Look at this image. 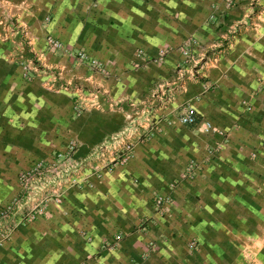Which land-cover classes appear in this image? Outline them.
<instances>
[{"label": "crops", "instance_id": "0c3cea01", "mask_svg": "<svg viewBox=\"0 0 264 264\" xmlns=\"http://www.w3.org/2000/svg\"><path fill=\"white\" fill-rule=\"evenodd\" d=\"M9 12L36 38L40 74L9 58L23 62L30 52L23 39L2 37ZM45 33L106 74L40 54ZM189 38L218 58L179 86L176 49ZM156 82L165 90L149 91ZM163 92L171 93L167 104ZM186 102L211 130L176 122ZM148 107L158 128L132 158L89 175L90 185L69 190L59 210L49 205V226L13 230L0 264H246L248 251L264 264L263 201L241 177L264 164V0H0V202L14 195L18 172L70 141L83 156Z\"/></svg>", "mask_w": 264, "mask_h": 264}, {"label": "built area", "instance_id": "2783aa9c", "mask_svg": "<svg viewBox=\"0 0 264 264\" xmlns=\"http://www.w3.org/2000/svg\"><path fill=\"white\" fill-rule=\"evenodd\" d=\"M228 5L227 3L226 6ZM44 49L45 53L49 55L56 53L66 55L76 61L78 65H83L92 72L101 75L107 72L99 62L88 58L86 53L80 50L71 52V48L49 33L45 34ZM176 50L180 61L175 65L174 79L179 83V86H182L185 81L196 80L200 67L214 63L218 58L217 54L208 56L209 54L207 55L201 50L191 38L184 40ZM32 54L34 58L32 64L27 61L21 62V68L25 72L33 71L35 73L37 69L35 61L41 62L36 52L32 51ZM166 57L167 52L160 50L155 62L161 63ZM164 90L165 85L156 82L152 84L149 91L159 93ZM159 96L161 97L159 101L163 104H167L172 98L171 93L167 92H163ZM177 114L175 120L182 126L196 127L201 132H208L212 129L210 123L199 119L196 111L187 102L181 105ZM154 115L152 107L145 108L137 115V119L129 118L118 133L107 136L99 145L89 149L83 156L75 155L77 143L70 141L65 147L53 153L50 159L38 160L30 168L19 173V193L15 201L0 209V223H2V225L0 224V242L6 240L16 228L46 214L49 205L60 207L65 202L69 190H80L89 186V175L101 176L102 172H111L114 165L125 164L134 155L136 146L148 140L150 137L148 134L158 128L157 121L159 119L153 117ZM216 151L217 148L211 147L208 155L212 156ZM192 171H186V175H191ZM155 202L163 205L167 203V199L158 197ZM186 248L188 251H192L196 247L193 242H189Z\"/></svg>", "mask_w": 264, "mask_h": 264}, {"label": "rangeland", "instance_id": "374dc122", "mask_svg": "<svg viewBox=\"0 0 264 264\" xmlns=\"http://www.w3.org/2000/svg\"><path fill=\"white\" fill-rule=\"evenodd\" d=\"M6 29H7L5 31L6 33H4L5 36H2V37L8 38V37H11L12 36V37H15V39H17V40L23 39V42H24L23 44L25 46L24 47L25 56L27 55V51L28 50H30V52H29V56L28 57L21 58V60L23 59V61H27V62H29V63L32 64V62L34 60L32 51H33L34 48H37L38 49V47L36 45V43H37L36 38L33 37L30 34L29 28H26V27H23V26H20V25L18 26L17 17L15 16V14L13 12H9V13L6 14ZM41 39L45 42V35H43L41 37ZM44 42H43V48L41 49V53L40 54H44L45 53ZM67 47L72 49V50H70L71 52L78 51V49H74L75 47H73L72 45L71 46H68L67 45ZM81 52H84V51H81ZM54 55L57 56L58 53H56ZM86 56L88 58H90V59H93V58L89 57L87 54H86ZM9 58L10 59H13L12 62H14V63L18 64L19 66H21V62H19V59H17V57L10 56ZM96 61L99 62L98 60H96ZM35 62L37 64L36 73L40 74L41 71L45 69L44 68L45 66L43 64V61L41 60V62L40 61H35ZM75 63H76V61H75ZM99 63L102 65L101 62H99ZM76 64H78V63H76ZM34 66H35V64H34ZM102 67L104 68L103 65H102ZM21 172H18L16 174V184L17 185H16V188H15L16 191L14 192V195L11 196V197L6 198L4 201L0 202V209L3 208V207H5V206H7V205H9V203H13L15 201V198L17 197V195L19 193L18 175ZM241 177L243 178L242 180H245L246 181V183L250 182L253 185V187H246L247 188L246 190L249 191L251 193V195L258 196V197L262 198V200H260V201H263V202H262L261 207H260L261 208L260 209V214L261 215H260L259 218L261 219L260 221H262L264 223V164H263V167H262V170L261 171H257L256 173L252 172L251 174H249V173H242ZM250 177L252 179H250ZM71 193L74 194L73 192H71ZM78 195H80V194L78 193ZM72 202H73V200H72ZM75 202H76V198L74 199V203ZM57 209L59 210V207ZM47 219L48 218H47L46 214H44L42 217H39V218H37V219L29 222V223H26L24 225H21L20 227H25V226L32 225V224L33 225H37V226H41V227H46V226H49L50 225L49 223L46 224L47 222H45V221H47ZM0 224L2 225V223H0ZM1 225H0V227H1ZM8 238L6 240H4V241H1L0 242V245L6 244L8 242ZM81 239L83 240V242L87 246H89L91 243H93V240L91 239L90 236H88L86 234V231H85V234L83 233V235H81ZM146 246H147L146 249H149V250H152L153 249V251H154V249L156 247L155 243L152 242V241L148 242ZM90 250H92L91 246H90ZM143 252L145 254L146 253L148 254L147 251H143ZM93 255H95L93 252H90V251L87 252L86 253V260L93 259ZM245 261H246V264H253V252H249V251L246 252Z\"/></svg>", "mask_w": 264, "mask_h": 264}]
</instances>
